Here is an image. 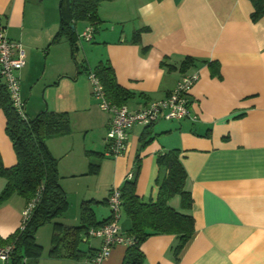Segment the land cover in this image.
<instances>
[{
    "label": "crops",
    "instance_id": "1",
    "mask_svg": "<svg viewBox=\"0 0 264 264\" xmlns=\"http://www.w3.org/2000/svg\"><path fill=\"white\" fill-rule=\"evenodd\" d=\"M46 3L0 0V27L25 52L26 63L18 76L26 116L45 109L69 114V131L46 139L57 159L59 183L69 207L38 228L35 239L42 246L38 264H96L88 252L79 259L49 256L54 222L80 225V205L85 200L92 201L95 221L109 218L111 188L122 186L127 174L133 175L137 169V195L154 201L157 154L173 148L181 151L187 173L185 186L193 198L188 212L194 217L195 231L177 259L170 250L174 235L149 236L141 244V264H264V17L251 20L252 2L103 1L98 7L101 22L91 39L83 38L89 40L85 44L80 35L90 25L83 22L79 29L76 24L78 47L84 51L83 68L93 70L98 63L108 62L117 83L133 93L124 104L130 111L164 98L183 73H199L190 91L189 116L159 120L150 126L135 124L125 151L117 156L106 154L110 113L98 108L88 74H80L70 46L76 70L62 74L51 69L40 86L45 104L34 98L30 87L26 91L36 80V68L42 61L46 70L55 44L51 40L59 20ZM137 29L142 31L133 43ZM186 57L194 62L182 71L180 65ZM63 81H69L70 93L47 97ZM0 155L4 166L16 163L1 111ZM91 164H98L95 171ZM4 184L0 177V190ZM171 204L179 208V198L174 197ZM25 205L14 194L0 206V238L19 227ZM119 226L123 233L130 227L124 214ZM85 234H81L79 247L94 252L100 240L85 238ZM126 247L116 244L99 264H121Z\"/></svg>",
    "mask_w": 264,
    "mask_h": 264
},
{
    "label": "trees",
    "instance_id": "2",
    "mask_svg": "<svg viewBox=\"0 0 264 264\" xmlns=\"http://www.w3.org/2000/svg\"><path fill=\"white\" fill-rule=\"evenodd\" d=\"M103 1L111 0H60V20L58 30L51 43L66 39L73 59L78 50L76 24L84 22L93 30L101 19L98 7ZM253 5L251 20L257 21L264 17V0H250ZM142 29L133 33L132 42L139 40ZM194 58L186 57L180 65L185 71ZM211 62H209L210 64ZM87 74H93L101 82L106 99L116 105H124L132 92L117 83L112 66L108 62L98 63L93 70L85 67ZM0 111L5 116V133L9 137L16 155V163L4 166L0 155V177L5 184L0 190V206L12 195L22 197L26 204L40 191L29 219L22 227H18L7 238H0V246L11 244L13 250L10 264H38L42 254V246L36 242L35 234L39 227L64 213L69 203L66 193L59 183L57 159L50 153L46 139L69 131V114L67 111L42 110L33 117L22 118L13 107L8 91L0 76ZM148 128V127H147ZM150 140L145 139L142 146ZM156 162L159 168L157 197L154 201L143 200L136 193V176L138 169L131 178H126L120 186L122 214L130 220L129 229L124 232L131 238L127 244L121 264H141L144 253L141 244L151 235L172 234L175 243L170 250L174 259L192 237L195 231V220L188 212L193 204L190 191L186 188L187 173L181 160L178 148L169 149L157 154ZM98 164H91L95 171ZM178 197L180 207L175 208L171 200ZM92 201H82L80 205V225H65L54 222L51 235L49 256L79 259L88 252L91 257L94 252L82 250L81 234L90 227L107 223L111 219L95 221L91 208Z\"/></svg>",
    "mask_w": 264,
    "mask_h": 264
},
{
    "label": "built area",
    "instance_id": "3",
    "mask_svg": "<svg viewBox=\"0 0 264 264\" xmlns=\"http://www.w3.org/2000/svg\"><path fill=\"white\" fill-rule=\"evenodd\" d=\"M92 34L93 28L88 26L80 37L91 39ZM25 63V52L20 42L8 38L4 29L0 27V76L13 107L24 119L26 116L24 102L20 95L18 72ZM88 78L92 85V95L97 99L99 108L110 113L105 136L106 154L117 156L125 151L128 133L135 124L150 126L159 120H177L189 116L190 91L198 81L199 73L197 71L183 73L174 88L164 98L149 102L146 106L134 111L128 110L125 105L109 102L105 97L101 82L93 72L88 73ZM131 177L132 173L127 174V178ZM120 194L119 187L111 188L107 198L111 210L110 221L96 227H90L84 236L85 238L93 237L100 240V245L90 257L96 264L105 259L116 244L127 245L131 242V238L126 236L119 226L122 217ZM39 197L40 191L25 205L19 227H22L29 219ZM12 250L11 244L0 246V262L2 264H9Z\"/></svg>",
    "mask_w": 264,
    "mask_h": 264
},
{
    "label": "rangeland",
    "instance_id": "4",
    "mask_svg": "<svg viewBox=\"0 0 264 264\" xmlns=\"http://www.w3.org/2000/svg\"><path fill=\"white\" fill-rule=\"evenodd\" d=\"M46 4L47 6L51 9L50 11H52V13L54 14L55 18L57 17V20H60V12H59V2L60 0H46ZM83 22L78 23V27L79 29L83 26V24H81ZM81 40H83L82 42L87 43L89 40L84 41V39L82 38ZM52 51H51V55L49 56L50 61H48V66L45 69V62L42 61L40 63V65H38V68H36V72L37 75L36 80H33L30 84V86H27L26 91L31 90V94L34 96V98H36L37 100H40L45 104L46 99L44 97V90L41 86L42 82L45 81V78L49 76V73L51 71V69H54V71H58V73H69V71H73L76 70L75 68V64L73 62V60L70 58L69 55V45L66 39L62 38L60 41H58L57 43H55L53 45ZM76 57L78 59V63H79V67H80V74H84L85 69L83 68L82 64V59L84 58V51L83 49L79 46L78 50L76 51ZM52 63V64H51ZM75 73V72H74ZM38 79H40L38 81ZM39 82L37 84H35V86L32 89L33 83ZM69 81H63L58 89H50L47 92V97H49L50 95H56L58 93H63L68 95V93H70V89L68 87V83ZM21 86V84H20ZM93 96V95H92ZM94 101L96 102L97 106H98V101L97 99L93 96ZM99 108V107H98ZM1 263V262H0ZM2 264V263H1Z\"/></svg>",
    "mask_w": 264,
    "mask_h": 264
},
{
    "label": "water",
    "instance_id": "5",
    "mask_svg": "<svg viewBox=\"0 0 264 264\" xmlns=\"http://www.w3.org/2000/svg\"><path fill=\"white\" fill-rule=\"evenodd\" d=\"M59 5H60V2H59Z\"/></svg>",
    "mask_w": 264,
    "mask_h": 264
}]
</instances>
